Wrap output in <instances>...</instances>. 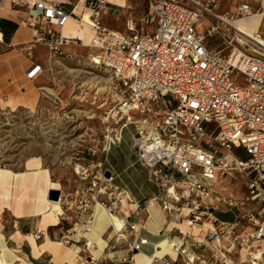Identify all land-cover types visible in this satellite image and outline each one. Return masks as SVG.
Instances as JSON below:
<instances>
[{
  "label": "built area",
  "instance_id": "built-area-1",
  "mask_svg": "<svg viewBox=\"0 0 264 264\" xmlns=\"http://www.w3.org/2000/svg\"><path fill=\"white\" fill-rule=\"evenodd\" d=\"M11 1L28 11V24L37 35L33 44L56 52L78 39L59 36L54 28L63 30L70 18L83 23L88 13L95 33L89 46L97 51L93 64L104 68L120 85L122 95L115 116L117 124L124 122L118 134L109 131L105 150L119 145L123 131L134 126L133 150L157 185L159 193L154 199L163 198L164 211L178 219L187 211L192 230H200L206 221L210 225L211 220L214 227L206 240L215 249L221 248L224 236L234 237L233 247L264 240V49L256 46L255 56L242 52L234 56L209 48V39H228L233 28L213 13L210 0H139L147 1L150 11L139 21L130 20L125 32L102 24V17L111 11L108 0H84L86 11L81 15L47 0ZM205 15L217 22L201 32L198 27ZM239 38L243 37L237 34L229 43ZM239 41L241 46H249ZM32 50L31 45L28 52ZM39 69L35 67L30 75L35 76ZM240 78L243 85L238 84ZM135 113L141 114L139 120ZM220 172L244 174L248 195L241 206L254 205V209L242 211L233 224L212 217L216 208L210 202ZM103 176L105 185L99 194L111 187L112 206L126 202L133 216L144 212L128 191L113 185V174L108 178L103 172ZM217 200L240 206L231 200ZM116 209L109 208L111 213ZM238 228L245 232L241 234L244 237L235 234ZM131 229L136 231L133 225ZM188 240L183 236L184 243ZM146 244L144 238L129 247L131 262ZM172 246L181 258L154 257L152 264H210L204 257L189 254L187 245ZM259 259L258 254L250 255L251 264ZM86 264L111 263L91 254Z\"/></svg>",
  "mask_w": 264,
  "mask_h": 264
},
{
  "label": "crops",
  "instance_id": "crops-1",
  "mask_svg": "<svg viewBox=\"0 0 264 264\" xmlns=\"http://www.w3.org/2000/svg\"><path fill=\"white\" fill-rule=\"evenodd\" d=\"M47 1L61 4L68 11L75 9L79 15L86 11L84 0ZM125 1L127 3V0ZM110 2L116 4H110L111 10L113 7L121 6L113 0ZM210 2L213 13L227 19L228 2L226 0H210ZM260 7V11L251 13L262 15L259 31L264 27V0H260ZM250 15L237 20H247ZM88 17L87 13L84 21ZM28 19L29 14L24 7L13 5L11 0H0V96L3 99L0 102L2 101L7 108L34 107L41 94L36 85V79L39 75L36 76V74L32 77L30 73L38 65V61L34 60L32 56L33 52L39 45L43 44H33L37 35L35 29L28 24ZM73 20L77 21L74 18ZM214 23H211L210 26ZM198 28L201 32L205 31L202 24ZM54 29L57 35H63V30ZM76 38L73 37L72 39ZM216 39L221 41V39L226 38L220 36L209 39V48L214 49L212 46H214ZM31 45L33 50L30 54L28 48ZM120 145L121 143L113 147L116 148L114 153L113 148L106 153L105 162L109 167L105 172L109 171L113 174V185L128 191L134 200L142 204L144 212L141 215L133 216V212L126 202L123 205L117 203L110 207L111 209H119L120 207V212L116 209L114 214L118 213L121 218L126 219L128 226L122 237L114 235L108 241L107 247L100 256L103 262L136 264V254L142 253L155 257V251L161 250L159 248L160 243L169 241L171 247L173 243L187 245L189 254L204 257L210 260V264H224V262L227 264H251V254H258L260 257L259 260L254 261L256 264H264V257H261V254L264 253V240H255L248 245L233 247L234 237L224 236L221 248L215 249L206 240L207 232L214 227L211 220L210 225L206 221L205 225L201 227V231L199 229L192 230L187 211L182 213L181 219H178L173 213L164 211L163 198L154 199L159 191L157 185L151 181L149 170L140 164L132 145L126 152L117 151ZM39 159L41 160L40 166L28 167V160H26L24 169L19 172L0 168V264H86L89 256L94 255L93 250H98L99 246L95 244L90 248L87 238H82V235L80 237L79 234H84L90 229L94 219L95 206L92 203L90 209L93 214L81 216L79 222L75 220L78 216L76 209H72L74 206L71 205L68 208L67 205H64V201H60L63 214L56 212V203L50 200V192L58 190L60 184L55 181L52 170L44 167L43 160ZM227 175L230 174L220 172L217 174V179ZM230 182V179L227 180V183ZM102 185L105 183L102 182ZM107 188L103 193L105 200L111 198L112 189L109 186ZM247 195L246 186L245 196L243 200L238 201L240 206L237 207L236 213L232 209L218 211L219 208H217L213 211L212 217L224 223H235L242 211L254 209L253 204L241 206L242 203H246ZM50 202H52L51 205H49ZM213 202H210L212 206L215 204ZM224 204L228 205L227 203ZM76 208L78 207L76 206ZM217 213L222 215L227 213L231 217L222 220L217 216ZM261 219H264L263 215H261ZM84 223L89 224L88 228L84 229ZM132 225L135 226L137 232L131 229ZM128 229L130 230L128 231ZM250 231L251 229L248 232ZM235 234L242 238L244 236L241 234L245 235V232L238 228ZM183 236L189 238L187 243L183 242ZM144 238L148 240V244L142 246L140 252L134 253L133 262H131L132 254L129 247ZM166 248L168 249L167 243ZM75 249L78 253L77 257H74ZM171 249L173 254L166 253L160 257L173 260L181 258L179 253L173 248Z\"/></svg>",
  "mask_w": 264,
  "mask_h": 264
},
{
  "label": "rangeland",
  "instance_id": "rangeland-1",
  "mask_svg": "<svg viewBox=\"0 0 264 264\" xmlns=\"http://www.w3.org/2000/svg\"><path fill=\"white\" fill-rule=\"evenodd\" d=\"M113 1L121 6L113 7L108 15H104L102 24L118 32L127 31V23L130 20L139 21L150 11L147 1ZM197 1L203 3L205 0ZM226 1L229 4L226 20H229L231 25L233 21L257 13L261 9L260 0ZM108 2L116 5L110 0ZM87 20L81 23L84 28L89 25ZM207 20L210 23H207ZM214 21L217 22L211 15H205L201 22L202 28L207 29ZM232 27L227 34L228 39H216L212 48L228 55L234 53V56L239 52L246 56H255L254 49L258 50L256 46L264 49V42L239 34L234 24ZM237 34L242 36L243 38L239 39L249 46H241L239 39L229 43V39L237 37ZM258 34L264 40V27ZM94 35L93 31L88 42L76 38L82 42L73 40L62 46L58 52L44 45H39L34 50L32 56L38 61L36 67L40 68L36 75H39L36 85L41 93L34 107L7 108L0 102V168L19 172L24 169L26 160L28 167L40 166L41 158L44 167L52 170L55 181L60 184L59 189L55 190L60 193L58 202L64 201L68 208L73 205L72 209H76V222H79L83 215L93 214L90 209L92 203L93 206L105 203L107 209L112 206L111 200H105L104 192L99 194V190L104 186L103 172L109 167L105 162L108 132L111 130L114 135L118 134L124 122L117 124L119 118L114 116L119 99L122 98L120 85L111 79L104 68L93 64L92 59L97 51L89 45ZM238 84H244L243 78L239 79ZM0 100H3L2 96ZM135 118L139 120L141 114L135 113ZM134 134V126L124 130L117 151H129ZM113 149L114 153L116 148ZM229 179L231 182L227 183ZM214 190L213 207L219 208L218 211L232 209L236 213L237 206H228L216 201L217 198L235 202L243 200L246 193L245 175L234 172L218 178L214 183ZM60 207L59 213L63 214L61 203ZM85 207H88L86 211ZM119 210L120 207L117 211L120 212ZM114 215L120 217L118 213ZM217 216L222 220L231 217L227 213H217ZM93 225L91 222V229ZM88 226V223H84V229ZM91 229L79 234L80 237L82 235V238H87L86 234L90 233Z\"/></svg>",
  "mask_w": 264,
  "mask_h": 264
},
{
  "label": "bare ground",
  "instance_id": "bare-ground-1",
  "mask_svg": "<svg viewBox=\"0 0 264 264\" xmlns=\"http://www.w3.org/2000/svg\"><path fill=\"white\" fill-rule=\"evenodd\" d=\"M261 17L262 15L251 14L249 18L247 17L248 18L247 20L245 19L237 20L233 24L235 28L238 29V32L243 34V36L253 37L254 39H258L261 42H264V40H262L263 38L258 34ZM87 21L90 22L89 18ZM92 35H93V29L89 25H86V27L84 28L82 24H79L77 21L73 20V18H70L63 28V36L68 37L70 39H72L71 37H77L86 40V42H88L91 40ZM121 103H122V99L120 98L117 106H119ZM125 113H127L126 110ZM107 138L108 140L110 139L109 136ZM51 201L53 203H56L55 211L60 212L61 202L59 203L58 201H53V200ZM52 202H50L49 205H51ZM94 216L93 217L95 219L94 221H92L94 225L91 226L92 229L90 228L91 231L89 230L90 233H87L86 237L88 238L89 245L91 248L95 244L99 246V249L93 250V253L96 257L100 258V256L103 254L104 249L108 245V241L114 235H116L117 237H122L124 235L123 232L126 229L125 227L126 220H123L117 215H114V213H111V211L108 210L106 207H104L101 203L100 204L97 203V205L95 206ZM166 243L168 245V249L166 248ZM159 248H161V250L155 251L156 252L155 257H160L166 253L173 254V251L171 249L173 248V246L172 247L170 246L169 241L161 242ZM77 254H78L77 250L75 249L74 257H77ZM135 258H136L135 259L136 264H151L154 257L153 256L150 257L145 254L139 253L135 255Z\"/></svg>",
  "mask_w": 264,
  "mask_h": 264
},
{
  "label": "water",
  "instance_id": "water-1",
  "mask_svg": "<svg viewBox=\"0 0 264 264\" xmlns=\"http://www.w3.org/2000/svg\"><path fill=\"white\" fill-rule=\"evenodd\" d=\"M110 176H111V173L109 171L106 172V177L109 178ZM59 197H60L59 191H51L50 192V200L58 201L59 200Z\"/></svg>",
  "mask_w": 264,
  "mask_h": 264
}]
</instances>
